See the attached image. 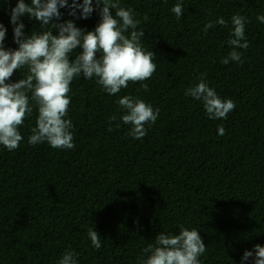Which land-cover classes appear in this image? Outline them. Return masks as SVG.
<instances>
[{
	"label": "trees",
	"instance_id": "16d2710c",
	"mask_svg": "<svg viewBox=\"0 0 264 264\" xmlns=\"http://www.w3.org/2000/svg\"><path fill=\"white\" fill-rule=\"evenodd\" d=\"M177 2L120 0L134 9L137 30L145 32L142 45L155 53L156 71L115 96L95 77L75 78L65 117L72 121L73 149L28 144L38 115L34 102L19 127V147L9 151L0 145V264H58L69 250L77 264H138L158 234H178L181 225L197 229L207 247L200 264H241L244 251L264 246V23L257 19L264 15V0H182L179 19L171 11ZM16 3L0 0L5 49L18 47L10 22ZM92 7L87 19L79 18V9L73 17L70 8H61L60 19L45 29L24 15V35L47 29L55 35L51 25L68 20L94 30L102 5L93 0ZM236 14L247 21L249 47L237 49L243 63L225 65L221 60L231 50L227 40ZM220 17L227 27L202 31ZM81 51L78 46L69 59ZM26 71L17 70L8 82ZM201 74L219 97L234 102L226 119L208 118L202 102L185 95ZM124 95L159 109L156 122L144 125L142 139H133L131 125L120 119L126 110L118 99ZM89 228L101 238L99 250ZM244 264H254L253 258Z\"/></svg>",
	"mask_w": 264,
	"mask_h": 264
},
{
	"label": "clouds",
	"instance_id": "9594fccd",
	"mask_svg": "<svg viewBox=\"0 0 264 264\" xmlns=\"http://www.w3.org/2000/svg\"><path fill=\"white\" fill-rule=\"evenodd\" d=\"M92 3L93 0H82V3L72 0L71 4L68 0H31L29 5L24 0H17L10 13V22L14 25L13 40L18 45L16 49H5L7 30L0 23V145L7 150L17 149L23 139L19 127L33 111L30 102H34L38 115L28 144L35 146L47 142L56 149L75 147L70 131L72 121L65 118L71 103L68 94L75 78L82 75L90 80L95 77L107 94L115 96L130 82L148 80L156 71L155 53L142 45L145 32L137 30L140 21L134 18V9L121 6L120 0H95L96 5L102 7L99 10L100 21L94 30L85 31L68 20L51 25L58 30L55 35L48 29L24 35V24L20 21L24 15L39 21L40 27L45 29L54 18L60 19L61 8H70L69 15L73 17L79 9V18H89L94 11ZM110 10H114V15ZM171 11L179 19L184 11L182 0H178ZM257 19L264 23V15ZM230 23L232 30L227 44L231 50L221 60L225 65L230 61L243 63V53L237 49L246 50L249 47L245 38V17L233 15ZM217 24L227 27L228 21L223 17L209 20L202 31L207 33ZM78 46L82 51L70 60V55ZM21 68L27 69L24 78L8 82ZM141 89L145 92L150 90L146 83H141ZM185 95L201 101L210 119H226L235 108L231 99H222L209 87L203 74L198 83L186 89ZM118 104L126 110L120 119L124 124L131 125L129 134L133 139H142L147 134L144 125L154 124L158 119L159 109L154 110L137 96L124 95L118 99ZM109 119L114 121L116 117ZM217 131L219 135L225 133L222 126H218ZM88 237L92 246L99 250L101 238L94 228H89ZM206 248L197 229L181 225L178 234H158L155 245L150 244L142 250L147 255L139 258L138 264H200L199 257ZM250 258H253L254 264H264V246L257 244L252 251H244L241 264ZM58 264H77L76 254L66 251Z\"/></svg>",
	"mask_w": 264,
	"mask_h": 264
}]
</instances>
